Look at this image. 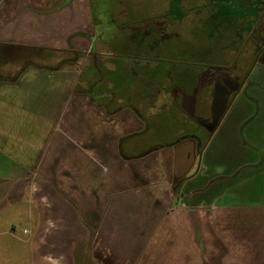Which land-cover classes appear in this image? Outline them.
<instances>
[{
	"label": "crops",
	"instance_id": "1",
	"mask_svg": "<svg viewBox=\"0 0 264 264\" xmlns=\"http://www.w3.org/2000/svg\"><path fill=\"white\" fill-rule=\"evenodd\" d=\"M90 4L0 0V264H85L104 254L95 260L264 264V202L255 203L264 200V161L246 164L260 198L248 177L239 204L202 200V189L189 186L200 175L196 164L181 174L182 189L189 187L180 203L173 199L176 143L153 136L172 119L187 130L199 125V71L178 90L173 116L170 65L145 58L166 48L149 39L151 22L139 20L145 30L128 38L134 45L147 38L145 47H98ZM32 170L41 190L30 195ZM30 196L49 200L36 216L25 207ZM13 245L26 256L14 255Z\"/></svg>",
	"mask_w": 264,
	"mask_h": 264
},
{
	"label": "rangeland",
	"instance_id": "2",
	"mask_svg": "<svg viewBox=\"0 0 264 264\" xmlns=\"http://www.w3.org/2000/svg\"><path fill=\"white\" fill-rule=\"evenodd\" d=\"M90 1L94 29L101 35H94L98 47L104 46L115 52H121L122 48L132 50L136 45L145 47L147 38H142L136 45L129 42L128 38L140 34L139 29H144L139 28L144 26L138 23L139 20L151 22L145 24L152 29L147 33L149 39L156 41V47L166 44V48L161 49V54L145 58L170 65L168 68L172 79L168 77L171 80L168 84L172 87L169 93L173 100V116L178 113V90L190 88L193 75L199 71V125L187 130L186 124L181 126L172 119L171 124L167 122L169 126L162 133L153 136L158 144L170 141L176 143L173 147L176 172L170 185L173 199L177 198L180 203L181 194L187 187L193 186L194 189H202L200 198L208 203L217 205L230 201L239 204L236 192L240 182L248 177L251 178L248 186H252L255 197L260 198L263 192L254 181L255 175L247 172L246 164L264 161V9L257 11L250 7L251 0ZM252 25L258 26L253 28V32ZM80 52L85 54V51ZM114 54L107 55L111 59L123 61L125 56ZM128 56L125 57L126 61L127 58L133 59L132 55ZM81 57L78 54L79 64L84 61ZM63 58L65 61L68 56L62 55L61 60ZM252 68L255 70L253 76L249 77ZM160 89L157 88L156 93L160 94ZM189 104L190 101H185L188 109ZM229 109L230 115L226 114ZM185 120L180 119V122ZM161 126L166 125L161 123ZM194 160L193 166L191 163ZM196 164L200 166V175L182 189L185 177L181 175L182 172L188 167L192 171ZM30 173L26 191L32 195L41 189L33 180L36 171ZM259 174L264 175V170ZM221 183L226 186V190ZM218 185L221 188L215 189ZM29 200L25 207L33 208L32 215L35 216V208L41 202L49 203L45 198L37 201L30 196ZM258 202L264 200L255 201ZM17 227L21 235V225ZM13 250L14 255L19 257L24 254L23 248L18 245H13ZM1 254L4 251H0L2 258ZM107 255H94L93 258H105ZM95 259L91 261L89 258L85 264H116L112 260L97 262Z\"/></svg>",
	"mask_w": 264,
	"mask_h": 264
},
{
	"label": "flooded vegetation",
	"instance_id": "3",
	"mask_svg": "<svg viewBox=\"0 0 264 264\" xmlns=\"http://www.w3.org/2000/svg\"><path fill=\"white\" fill-rule=\"evenodd\" d=\"M250 7L255 8L257 11L264 9V0H251ZM258 26H251L252 32L253 28H257Z\"/></svg>",
	"mask_w": 264,
	"mask_h": 264
}]
</instances>
